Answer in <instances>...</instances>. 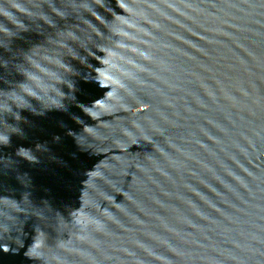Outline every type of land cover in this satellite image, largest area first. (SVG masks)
<instances>
[{
	"label": "water",
	"instance_id": "water-1",
	"mask_svg": "<svg viewBox=\"0 0 264 264\" xmlns=\"http://www.w3.org/2000/svg\"><path fill=\"white\" fill-rule=\"evenodd\" d=\"M0 264H264V0H0Z\"/></svg>",
	"mask_w": 264,
	"mask_h": 264
}]
</instances>
